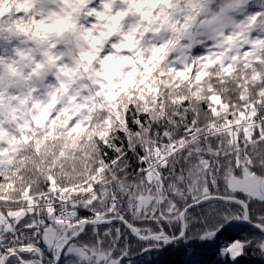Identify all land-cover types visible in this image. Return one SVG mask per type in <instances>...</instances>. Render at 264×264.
Instances as JSON below:
<instances>
[{
  "label": "snow or ice",
  "instance_id": "obj_1",
  "mask_svg": "<svg viewBox=\"0 0 264 264\" xmlns=\"http://www.w3.org/2000/svg\"><path fill=\"white\" fill-rule=\"evenodd\" d=\"M216 2L104 0L107 11L87 12L104 23L83 25L85 34L99 28L120 41L113 47L138 45L149 70L160 63L152 77L178 91L141 84L155 95L105 145L102 162L79 150L75 120L47 156L26 146L27 135L17 147L25 129L9 128L12 154L34 160L11 180L0 175V264H108L99 259L105 243L127 250L120 264L132 253L131 264H241L253 246L264 255V11L248 14L249 0ZM30 3L36 27L21 43L31 47L0 55V87L7 77L37 91L64 70L61 44L78 35L52 0ZM20 35L0 27V49ZM86 238L91 246L80 243Z\"/></svg>",
  "mask_w": 264,
  "mask_h": 264
},
{
  "label": "clouds",
  "instance_id": "obj_2",
  "mask_svg": "<svg viewBox=\"0 0 264 264\" xmlns=\"http://www.w3.org/2000/svg\"><path fill=\"white\" fill-rule=\"evenodd\" d=\"M220 2L222 0H217L214 7H218ZM103 3L104 0H52L48 6L51 10L65 17H72L80 25L72 30L78 35L72 39L71 45L61 44L63 54L59 63L64 66V70L46 75L40 84L34 85L38 89L35 92L29 91L25 86H16L7 77L0 87V116L4 124V131L0 132V144L4 145L0 149V158L6 165L5 172L0 175H4L6 180H11V177L16 176L34 160L32 152L12 154L13 144L9 141L14 138L9 134V128H15L17 132L22 126L25 129L23 133H19L17 147L27 135L26 146L39 149V155L47 156L57 146L61 135H64L61 130L75 120L76 123L72 126L77 128L74 140L79 145V150L83 152L87 149L89 159L94 153L96 161L102 162L101 154L105 145L119 137L120 132L124 130V122L133 115V110L142 111L138 104L144 99L154 97L155 89L147 85V90H143L140 88L141 84L151 79V84L159 81L165 87L172 88L170 95L178 91V86L173 87L167 80L161 81L160 76L152 77L151 73L160 68V63H156L149 70L142 63L144 55L138 45L130 43L128 47L116 48L113 47V43L118 45L120 41L114 42L112 36L104 35L102 29L97 28L91 36L83 32V25L99 26L104 23L95 15L87 16V12L93 8L107 11L103 9ZM31 9L30 0H0V27L5 31L11 29L21 33L19 38L3 45L0 55L14 56L12 49L31 47L28 43H21L24 39L22 31L24 29L32 31L36 27L32 23ZM246 11L253 14L264 9L260 8L259 0H249ZM56 19V16H53L50 23L59 32L62 25H56ZM130 80L134 83L128 84ZM61 83L65 88H60ZM17 120L19 123H16ZM53 129L56 132L55 137ZM67 135H71V132ZM9 163L14 165V170L10 172L7 169ZM30 170L28 168V171ZM80 243L92 245L90 238ZM96 247L99 249L100 245L96 244ZM103 252L107 255L101 254L99 259H107L108 264H120L128 255L126 249L121 250L110 243H105ZM250 252L264 259V255L255 246L249 250ZM137 256L138 253H132L126 264L136 261ZM65 264H78V261L70 258Z\"/></svg>",
  "mask_w": 264,
  "mask_h": 264
},
{
  "label": "trees",
  "instance_id": "obj_3",
  "mask_svg": "<svg viewBox=\"0 0 264 264\" xmlns=\"http://www.w3.org/2000/svg\"><path fill=\"white\" fill-rule=\"evenodd\" d=\"M241 264H264V259L256 257L250 252L248 256L243 257Z\"/></svg>",
  "mask_w": 264,
  "mask_h": 264
}]
</instances>
